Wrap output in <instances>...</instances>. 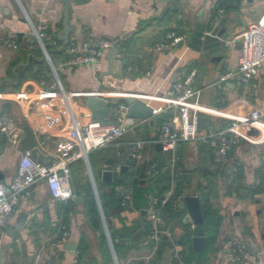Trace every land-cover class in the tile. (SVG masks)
<instances>
[{"label": "crops", "instance_id": "1", "mask_svg": "<svg viewBox=\"0 0 264 264\" xmlns=\"http://www.w3.org/2000/svg\"><path fill=\"white\" fill-rule=\"evenodd\" d=\"M222 1L221 8L224 12L220 16H226L233 21L228 24V31L221 38L223 46L218 58L205 51H196L186 43L180 46L176 44L169 51L160 52L154 48L155 43L164 40L169 31L183 36L195 23L199 10L203 9L205 17H208L214 7L209 0H182L179 2L182 11L168 10L162 19L159 17L167 6H171V0H70L69 37L81 38L92 34L98 38L126 36L125 39H128L134 34L130 57L124 58L119 50L116 54L112 65L114 75L105 73L108 70V61L105 58L107 52L92 65H61L66 58L65 50L63 54H57L54 60L50 57L64 89L70 94L78 117L82 120L91 118L90 111L84 108L82 101L90 93L103 97L109 109L112 106L111 101L121 102L120 99L127 96H134L152 107L166 106L164 111L152 115V121L135 118L131 129L119 137L116 144L111 145L112 154L119 160L116 165H126L127 171L128 163H131L130 170H135L137 177L148 176L144 172L146 161L163 163L166 155L161 153L163 151L159 149L158 143L154 142L145 146L141 159H135L131 157L125 143L136 138L156 140L159 137L162 124L175 113V108L170 104L171 97L167 94L175 78H184L190 71L195 70L193 85L199 90L197 101L202 110L201 114L206 116L205 122L211 121L212 124L209 125L216 128L225 127L229 118L240 117L252 106L264 105V64L258 76L244 89L236 87L233 79L226 81L225 87H220L217 83L221 73L236 67L239 49L236 36L264 12V0H242L236 8L230 6L235 0ZM182 3H185L184 6ZM63 8V0H0V127L4 125L8 131H17L19 134L18 143L13 144L7 133L0 131L2 182H10L16 174L24 150L20 147V139L25 124L32 129L42 152L50 156L54 154L57 140L66 134L63 105L57 100L35 102L39 80L28 76L18 88H13L15 73L22 71L30 62L42 58V51L37 55L31 53L40 47L26 15L37 29L47 33L51 45H57ZM217 14L216 12L219 17ZM10 39L19 42L17 48L11 47ZM228 40L234 42L228 45ZM26 43H29V48H25ZM124 59H127L125 64ZM2 88L4 89L1 90ZM21 90L28 92L27 100L16 99V93ZM149 94H155L156 99L148 100ZM158 117L164 118L162 124L156 123ZM102 121L115 119L110 113ZM255 133L251 140L256 142L242 139L233 149L231 157L241 170V181L244 185H254L258 170L264 167V128ZM102 149L110 150V145ZM181 149L184 168L189 170L185 174H190V180H185L189 184L185 186L183 196L192 194L196 175L191 170L197 166L211 167V162L208 153L200 152L195 142H185ZM214 156L216 160L219 159L215 149ZM108 157L110 155L101 158L99 152L92 153V167L88 159L93 176L103 183H106L101 178L103 170H112L113 179L122 172L115 169L116 165L110 166L106 162ZM215 180L218 184V196L214 200V206L222 220L215 248L208 253L206 262L200 264H264V204L260 194L250 197L245 192L228 191L229 180L219 173ZM86 182L91 184L87 163L83 159H77L71 164L70 185L73 193H76L74 195L81 196L82 200L83 196L77 193L84 191ZM82 200L74 201L77 205L72 208L67 205V201L54 199L43 180L32 185L16 205L12 215L0 226V264L2 258L6 264H75L80 237L79 226L83 217L75 209L80 210ZM143 211L140 212L134 207L125 208L121 211L123 222L115 217L112 220L113 226L119 228L124 223L133 227L140 221L142 214H145ZM180 211V217L169 219L167 223L168 228L165 230L168 234L165 236L168 237L170 246L163 254L162 264H169L180 249L179 237L183 234L184 225L191 224L182 222L186 210ZM65 219L67 224L64 223ZM64 231L67 232L66 236H63ZM233 238H240L247 244L246 251L239 254V259L228 244ZM66 243L77 246L74 254L66 247ZM155 249L156 246L145 245L131 249L125 254L124 263L147 264Z\"/></svg>", "mask_w": 264, "mask_h": 264}, {"label": "built area", "instance_id": "2", "mask_svg": "<svg viewBox=\"0 0 264 264\" xmlns=\"http://www.w3.org/2000/svg\"><path fill=\"white\" fill-rule=\"evenodd\" d=\"M209 1L215 6L220 0ZM223 12L222 8L217 9L219 16ZM26 19L30 23L38 46L45 53L47 49L44 40L47 37L46 34L37 29L27 15ZM121 38L122 36L111 39L98 38L92 34H87L81 38L70 36L64 48L66 58L61 65H92L98 62L112 46L117 47V43ZM181 38V35L169 31L166 33L164 40L155 43L154 48L160 52L169 51L175 47ZM236 38L239 41L236 67L221 73L218 76L217 83L218 86L225 87L226 81L233 79L236 87L244 89L258 76L264 64V12L255 21L250 22ZM233 42L234 40H228L226 44L231 45ZM9 43L13 48H17L19 45L16 39H10ZM26 46L29 47V43H26ZM46 60L50 65L52 76L49 79L39 80L35 102L47 103L48 101L57 100L63 105L66 134L57 140L53 154L54 158L49 164L38 161L32 156L30 149H24L12 180L8 183L0 181V226L12 215L16 205L28 189L40 180L45 182L54 199L59 201L73 199L75 195L70 185V166L77 159L86 161L91 184L95 185L94 176L88 164L89 152L99 147L116 144L117 139L130 130L135 123V118L126 115L127 105L116 100L111 101L112 106L110 107V113L114 116L115 121H96L91 118L80 119L73 109L70 94L64 89L50 56H47ZM194 75L195 70H192L184 78L177 77L172 81L167 94L171 97L170 104L175 108V113L173 117L162 124L160 135L156 140L136 138L125 143L129 148L131 157L135 159H141L145 146L154 142L161 145L162 151L170 154L171 187L161 198L149 194L148 204L144 209L146 220L151 224L148 239L152 243H156L162 234H168L160 226L164 223L163 206L174 191L176 178L183 174L182 168L175 166L178 143L181 141L210 143L214 145L219 158L225 159L242 139H246L251 143L256 142V140H251V137H254L256 133L251 134L249 133L250 130L257 132L264 128L263 105L262 107L252 106L240 117L229 118L230 122L225 127L216 128L213 125L204 124L199 129L197 119L202 110L197 101L199 90L193 85ZM28 98L26 90L16 93V99L19 101ZM192 98L194 99L192 100ZM153 99H156L155 94H149L148 100ZM149 107L152 115L166 109V106L161 105ZM0 131L7 133L13 144L18 143L19 134L17 131H8L4 125L0 127ZM115 169L118 171L120 166L116 165ZM144 170L148 176H154L160 172L154 161H146ZM230 172L231 176L235 175V165ZM259 183L260 180L256 177L254 186ZM115 190L120 198L121 205L126 208L132 207V186L129 184L117 185ZM259 196L264 204V193H260ZM190 226L194 227V224L191 223ZM66 235L67 232L64 231L63 236ZM228 244L230 249L237 254V259L240 258L239 254L247 249L246 242L240 238H233L228 241ZM169 264H173V262L170 261Z\"/></svg>", "mask_w": 264, "mask_h": 264}, {"label": "trees", "instance_id": "3", "mask_svg": "<svg viewBox=\"0 0 264 264\" xmlns=\"http://www.w3.org/2000/svg\"><path fill=\"white\" fill-rule=\"evenodd\" d=\"M222 6L223 1L220 0L212 8V14L216 15L217 9L221 8ZM44 33L47 36V33ZM133 35L131 34L130 38L128 39H125L126 36L122 37L117 43V48L124 58L130 57L129 52L131 49L130 46ZM44 40L46 42L45 46L47 50L50 51V57L52 58V60H54V57L57 54H63L64 49H56V47L60 43L59 40L57 42V45H51V41L48 40V36ZM25 48L29 47L25 45ZM31 53H34L35 55L41 54V50L37 47L36 49L32 50ZM15 75V85H13L14 89L18 88L22 81L28 76H31L37 80L49 79L51 77V72L46 60L44 58H39V60L30 62L28 65L23 67L22 71L16 72ZM3 89L4 88H2L1 90ZM163 120L164 118L158 117L156 119V123L162 124ZM226 122L227 123H225V125L229 124L230 121ZM209 124H212V122L209 120L205 122V125ZM185 142L190 141H181L177 145L175 166L181 167L183 174L179 175L176 178L174 191L163 206L162 215L165 222L160 226V228H162L163 230L168 228L167 223L169 222V218L174 219L180 217L181 211L178 208L177 202L181 198L182 194H184L185 186L189 184L185 181V173L189 170L187 168H184L181 153V146ZM195 143H197L200 152L208 153L211 162V167L197 166L191 170V172L196 175V180L193 183L192 194L198 195L200 198L204 216V224L195 226L193 228H191L190 225H184L183 234H181V236L179 237L180 249L175 255H173L171 259L173 264L205 263L208 253L213 251L215 248L214 245L222 220V216L220 215L218 209L214 206V200L218 196V184L215 180V176L218 173L220 174V176H225L226 179L228 178V191L235 190L236 192L240 193L245 192V194L250 197H255L256 195L264 191V167H262L257 172V178H259L260 180V183L258 185H244L241 181V170L239 169V166L231 159L233 150L230 151L225 159L219 158L216 160V156H214V145L201 142ZM111 145L112 144H110V150L102 149V147H99L89 152L88 159L90 161L91 167V156L92 153L95 152H99L101 158H105L106 156L110 155V157L105 159L106 162L110 164V166H115L119 162L118 158L114 154H112ZM163 161V163L154 161L160 169V172L154 176L137 177L135 174V170H130L132 164L128 163V170L126 172H119L118 176L116 175L114 177L111 184L103 183L99 180L98 177H94L100 204L118 264H125L124 257L127 251L136 249L141 245L156 246L154 255L147 264H162L161 262L163 259V254L165 250L170 246L168 237L165 236V234H162L160 236V239L156 243H152L148 239L151 231V224L146 220L145 214H142L140 221L137 222L133 227L126 226L123 223L121 227L115 228L112 223V220L115 217L123 222L121 211L126 208L121 205V201L115 190V186L128 184L132 186V207L140 210V212H142L147 207L149 194H154L161 198L163 197L165 192L170 189V154L165 157ZM234 165L236 166V173L235 175L231 176L230 170ZM109 186H112V189H110ZM74 194L76 193L74 192ZM77 194L83 196L81 206L83 208L86 224L91 229L95 237L98 255L90 254L89 250L91 249V243L89 241V236L85 231L81 230L75 264H115L112 260L108 241L104 234L100 213L90 182H86L84 184V191ZM67 205L75 208L77 204H75L73 199H69L67 200ZM64 223L67 224V219L64 220ZM136 230L141 231V236L137 239L133 238V233ZM195 235H203L206 237L205 245L200 251H194L191 246L192 237ZM144 242H147V244H144ZM128 264L144 263L132 262Z\"/></svg>", "mask_w": 264, "mask_h": 264}, {"label": "water", "instance_id": "4", "mask_svg": "<svg viewBox=\"0 0 264 264\" xmlns=\"http://www.w3.org/2000/svg\"><path fill=\"white\" fill-rule=\"evenodd\" d=\"M182 0H171V6H167L162 15L159 18H163L165 13L168 10L176 9L182 11L179 6V2ZM250 1V0H249ZM242 3V0H235L233 4L230 6L233 8L238 7ZM185 3H182L184 6ZM63 16L61 22V28L57 32V38L60 40V44L56 47L57 50L64 49L68 43L69 35L71 32V26L69 24V9H70V0H63ZM197 18L195 23L191 28L187 30V32L182 36V38L178 41V45H182L186 43L190 48L196 51H205L208 54H212L213 56H218L220 58L221 50L223 46V42L221 38L225 36L228 31V24L233 21V19H229L226 16H216L211 14L208 17H205L203 9L199 10L197 13ZM17 36L20 38V34ZM118 52V48L116 46H112L107 53L105 54V58L108 61V70L105 72L106 74L114 75L112 71L113 61ZM50 56V51L45 50V53L42 51V58H47ZM127 59L123 60V64H125ZM84 108L90 111L91 118L96 121H102L106 119L110 114V109L108 108L106 101L103 97H100L95 94H87L82 98ZM121 102L127 105L126 115L131 118H142V119H150L152 121V111L151 108L146 105L144 102L136 99L134 96H127L120 99ZM206 120V116L200 114L197 119L198 128L200 129ZM254 130H250L249 133H254ZM159 149H161V145L157 144ZM20 147L23 149H30L31 154L38 161L49 164L54 156L44 154L40 147L37 145V141L35 139L34 133L32 129L25 124L23 126V135L20 139ZM48 158V160H46ZM192 167V165H190ZM126 165H121L120 170L122 172L126 171ZM102 181L106 183H112L113 180V172L112 170L106 169L102 171L101 175ZM185 180L188 182L190 180V174H185ZM94 189V194L97 201L98 210L100 213V217L103 224L104 233L106 235L108 245L114 260L115 264H118L112 242L109 236V232L107 229V224L103 215L102 207L100 204L99 196L97 194V190L95 185H92ZM112 189V186L109 187ZM73 200L75 202L81 201V196H74ZM179 209L186 210V214L184 215L182 222L183 223H193L194 225H203L204 224V216L202 212V205L198 195L195 194H185L177 203ZM145 213V211H143ZM141 235V231L137 230L133 238L137 239ZM206 242V237L203 235H196L192 237V248L194 251H200ZM66 247L71 250L74 254L76 252L77 246L72 243H66ZM6 264L5 259L2 258V263Z\"/></svg>", "mask_w": 264, "mask_h": 264}, {"label": "rangeland", "instance_id": "5", "mask_svg": "<svg viewBox=\"0 0 264 264\" xmlns=\"http://www.w3.org/2000/svg\"><path fill=\"white\" fill-rule=\"evenodd\" d=\"M38 45V44H37ZM64 61V60H63ZM208 119H211L210 117L208 118ZM162 151V150H161ZM161 153H164L166 156L165 157H167L168 155H169V152H161ZM70 168H71V166H70ZM70 182H71V179H70ZM91 188H92V191H93V194H94V189H93V187L91 186ZM97 194H98V192H97ZM94 196H95V194H94ZM95 199H96V197H95ZM100 200V199H99ZM97 202V201H96ZM75 211L77 212V213H82V215H83V217H82V222L80 223V226H79V230L81 231V230H83V231H85L86 233H87V235L89 236V241H90V243H91V249L89 250L90 251V254H93V255H95V254H97L98 255V250H97V245H96V242H95V237H94V235H93V233H92V231H91V229L88 227V225L86 224V219H85V216H84V212H83V208H82V206H80V210H77V209H75ZM104 215V214H103ZM170 219V218H169ZM171 220V219H170ZM102 221V220H101ZM102 227H103V224H102ZM104 230V229H103ZM105 234V233H104ZM106 236V235H105ZM109 250H110V248H109ZM111 252V251H110ZM112 255V254H111ZM112 260H113V257H112ZM113 262H114V260H113Z\"/></svg>", "mask_w": 264, "mask_h": 264}]
</instances>
